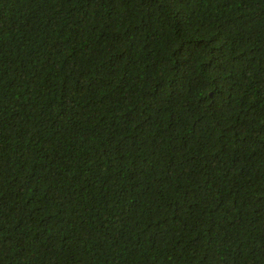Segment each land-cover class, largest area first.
Returning a JSON list of instances; mask_svg holds the SVG:
<instances>
[{"label":"trees","instance_id":"obj_1","mask_svg":"<svg viewBox=\"0 0 264 264\" xmlns=\"http://www.w3.org/2000/svg\"><path fill=\"white\" fill-rule=\"evenodd\" d=\"M0 264H264V0H0Z\"/></svg>","mask_w":264,"mask_h":264}]
</instances>
